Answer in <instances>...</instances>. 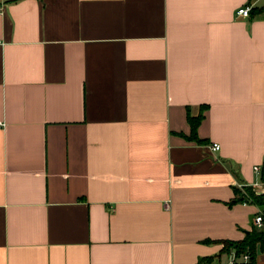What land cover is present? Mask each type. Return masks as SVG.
<instances>
[{
	"label": "crops",
	"instance_id": "obj_1",
	"mask_svg": "<svg viewBox=\"0 0 264 264\" xmlns=\"http://www.w3.org/2000/svg\"><path fill=\"white\" fill-rule=\"evenodd\" d=\"M244 5L264 0H0V264L242 262L219 252L259 214L233 189L263 192Z\"/></svg>",
	"mask_w": 264,
	"mask_h": 264
},
{
	"label": "trees",
	"instance_id": "obj_2",
	"mask_svg": "<svg viewBox=\"0 0 264 264\" xmlns=\"http://www.w3.org/2000/svg\"><path fill=\"white\" fill-rule=\"evenodd\" d=\"M264 11V5L257 9H250L249 12H260ZM202 119L201 113L195 117L190 118L187 116V122L190 127V140H196L195 130ZM261 180H264V168L261 172ZM263 192L257 193L251 187H242L241 189H233L234 200L231 203L239 204H249L255 206L259 211V216L262 218V227L260 229L252 226L249 232H245L243 238L239 241H222V248L219 254L232 255L233 259L236 261L242 260V256L246 255L248 257L246 262H241L240 264H254L256 256L258 253L262 252L264 249V182L262 187ZM200 263L210 264L213 262L212 258H205L199 260ZM232 264H236L233 262Z\"/></svg>",
	"mask_w": 264,
	"mask_h": 264
},
{
	"label": "built area",
	"instance_id": "obj_3",
	"mask_svg": "<svg viewBox=\"0 0 264 264\" xmlns=\"http://www.w3.org/2000/svg\"><path fill=\"white\" fill-rule=\"evenodd\" d=\"M249 10H250V6L249 5H244V6H241V7H238L236 9V14L237 15H243V16H246L248 15L249 13ZM219 150V146L217 144H211L210 145V151L212 153H215ZM254 170L256 171L257 168H254ZM253 226L257 229H260L262 227V218L257 215L254 219H253ZM248 259V257L246 255L242 256V261L243 262H246Z\"/></svg>",
	"mask_w": 264,
	"mask_h": 264
}]
</instances>
